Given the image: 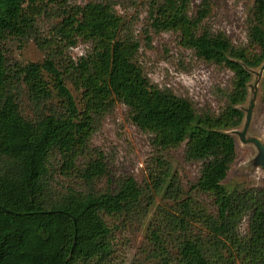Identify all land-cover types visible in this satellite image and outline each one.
Segmentation results:
<instances>
[{"label": "trees", "instance_id": "1", "mask_svg": "<svg viewBox=\"0 0 264 264\" xmlns=\"http://www.w3.org/2000/svg\"><path fill=\"white\" fill-rule=\"evenodd\" d=\"M190 1L152 0L149 25L155 33H178L180 45L198 59L233 73L218 114L197 113L188 99L150 83L136 61L138 41L109 4L0 0V264H110L115 223L144 220L153 192L161 191L173 206L148 222L154 264H264V187L228 182L237 147L228 131L243 122L247 69L264 62V0H253L249 8L244 47L204 23L211 13L208 0L192 17ZM44 2L60 6L61 46L89 43L87 55L28 64L8 56L7 39H35ZM68 86L79 94L80 106ZM24 96L34 106L31 115L23 111ZM51 100L55 107L46 106ZM117 102L130 123L150 135L154 150L184 145V159L201 164L188 193L159 154L149 174L153 191L132 177L97 187L107 175L104 157L85 156L96 120ZM57 178L70 184L58 187Z\"/></svg>", "mask_w": 264, "mask_h": 264}, {"label": "rangeland", "instance_id": "2", "mask_svg": "<svg viewBox=\"0 0 264 264\" xmlns=\"http://www.w3.org/2000/svg\"><path fill=\"white\" fill-rule=\"evenodd\" d=\"M152 0H71L70 5L83 6L88 2L109 4L125 22L126 31L139 43L136 61L150 83L160 89H167L176 96L188 99L197 113L209 112L218 114L226 105L227 94L232 88L233 73L212 63L198 59L194 53L179 43L178 33L164 31L155 33L148 19ZM203 0H191L189 15H195L197 7ZM211 13L204 23L214 32L226 35L235 47L247 45V15L253 0H208ZM44 9L36 17L35 39L26 38L21 41L10 38L3 43L6 53L14 61L21 64L42 62L44 58L64 57L77 61L91 50L89 43L77 41L75 47L66 48L58 41L56 29L60 27V6L44 2ZM60 35V34H59ZM83 53L81 55L80 53ZM62 54V56H60ZM50 82L48 77L47 79ZM51 83V82H50ZM68 89L76 102L79 94L71 86ZM255 115L251 130L264 132V90L259 88ZM23 93V92H22ZM46 106H56L51 100ZM80 106V105H79ZM23 111L31 115L34 106L24 96ZM236 158L231 166L228 182L231 185L264 187V177L242 168L244 162L252 154L250 147L242 146L236 141ZM89 152L85 157H94L100 152L107 166V175L97 183L99 188L114 186L123 178L132 177L137 184L152 190L150 172L154 169V156L167 161L178 180L181 189L188 193L200 173L199 162L184 159V145L165 152L154 150L150 143V135L133 126L124 105L116 103L105 116L96 120L94 131L88 144ZM84 157L77 161L82 166ZM58 179V187L70 184L62 178ZM154 194V203L150 207L148 217L142 221L128 218L124 223L116 222L112 228V255L110 264H154L152 243L146 238L148 222L159 209H169L173 205L164 198L163 191ZM204 198V197H203ZM113 222H110L112 225ZM171 257L175 248L168 244Z\"/></svg>", "mask_w": 264, "mask_h": 264}, {"label": "water", "instance_id": "3", "mask_svg": "<svg viewBox=\"0 0 264 264\" xmlns=\"http://www.w3.org/2000/svg\"><path fill=\"white\" fill-rule=\"evenodd\" d=\"M247 71L251 75V81L247 85L248 97L246 103L239 107L244 113L243 122L241 127L228 131V134L235 137L240 145L252 149V154L244 162L242 168L250 172L261 173L264 177V132L255 133L251 130L260 95V84L264 79V62L257 69H247Z\"/></svg>", "mask_w": 264, "mask_h": 264}, {"label": "clouds", "instance_id": "4", "mask_svg": "<svg viewBox=\"0 0 264 264\" xmlns=\"http://www.w3.org/2000/svg\"><path fill=\"white\" fill-rule=\"evenodd\" d=\"M80 54H81V55H83V53H82V52H81Z\"/></svg>", "mask_w": 264, "mask_h": 264}]
</instances>
